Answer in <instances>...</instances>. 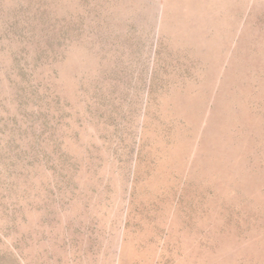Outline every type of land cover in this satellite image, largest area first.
I'll return each mask as SVG.
<instances>
[{"label":"rangeland","instance_id":"rangeland-1","mask_svg":"<svg viewBox=\"0 0 264 264\" xmlns=\"http://www.w3.org/2000/svg\"><path fill=\"white\" fill-rule=\"evenodd\" d=\"M0 264H264V0H0Z\"/></svg>","mask_w":264,"mask_h":264}]
</instances>
